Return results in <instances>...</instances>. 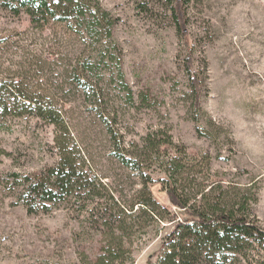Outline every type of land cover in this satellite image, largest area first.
Wrapping results in <instances>:
<instances>
[{
	"label": "rangeland",
	"instance_id": "obj_1",
	"mask_svg": "<svg viewBox=\"0 0 264 264\" xmlns=\"http://www.w3.org/2000/svg\"><path fill=\"white\" fill-rule=\"evenodd\" d=\"M100 2L119 21L113 34L122 51L121 72L137 102L136 107L126 102L127 95L119 92L115 77L110 95L125 136L137 140L151 129L166 130L191 153L208 155L214 175L241 186L254 184L258 197L254 214L264 229V0H188V39L177 31L174 0ZM31 31L27 16L15 18L0 12L3 36L18 33L28 43L30 36L35 39ZM59 32L50 26L43 37ZM68 38L64 53L73 58L82 44ZM187 42L194 52L193 69L206 82L201 110L193 107L185 70ZM31 51L37 52L35 46ZM51 53L46 57L57 60L58 55ZM2 57L0 65L5 69L12 57L4 53ZM55 76L48 70L38 82H53ZM66 87L76 94L69 97L67 106L71 110L67 118L70 147L83 151L93 176L123 195L132 194L139 188L137 176L114 159L98 115L87 110L76 89ZM194 119L200 120L201 129H210L211 122L221 129L212 138L201 137ZM55 132L54 127L26 116L10 119L7 129H0V149L11 155L0 162V264H76L79 251L92 258L97 255L100 238L79 236L86 222L70 204L29 215L12 192V173H33L58 162L52 150ZM163 178L154 175L156 181ZM151 191L158 203L176 210L161 184L152 185ZM171 229L152 230L144 237L135 250V264H155ZM229 264L243 263L235 260Z\"/></svg>",
	"mask_w": 264,
	"mask_h": 264
},
{
	"label": "trees",
	"instance_id": "obj_2",
	"mask_svg": "<svg viewBox=\"0 0 264 264\" xmlns=\"http://www.w3.org/2000/svg\"><path fill=\"white\" fill-rule=\"evenodd\" d=\"M173 4L177 31L188 39V0ZM103 8L100 0H0V12L30 19L35 37L24 43L18 33L3 36L0 32V61L2 53L12 57L9 67L0 65V129L6 130L10 119L25 116L52 126L56 131L52 150L58 157L54 166L12 173L15 198L29 215L49 213L54 206L68 203L85 220L79 236L100 238L99 249L94 258L79 251L76 264H135V250L144 237L167 226L172 229L155 264H229L235 260L264 264V229L254 214L258 202L254 184L241 186L214 175L208 155L191 153L166 130L151 129L137 140L125 136L110 95L115 77L119 92L127 95L126 102L132 107L137 102L121 72L122 51L113 34L119 21ZM50 26L60 32L45 39ZM68 37L82 44L73 53L74 60L69 52L64 53ZM186 44L185 70L193 107L201 110L206 82L193 69L194 52ZM34 46L37 52L31 51ZM50 52L58 59L50 61L46 57ZM47 69L56 73L55 81L38 82L40 76L46 77ZM66 86L76 89L87 110L98 115L114 159L137 176L139 188L132 194L123 195L93 176L83 151L70 147L67 118L71 110L67 106L69 97L76 94ZM138 99L144 102L142 95ZM194 120L201 137L212 138L221 129L213 122L210 129H201L200 120ZM9 157L0 149V162ZM155 174L164 178L156 181ZM156 183L163 186L176 210L154 199L151 186Z\"/></svg>",
	"mask_w": 264,
	"mask_h": 264
}]
</instances>
